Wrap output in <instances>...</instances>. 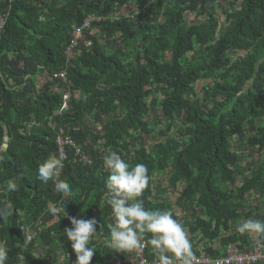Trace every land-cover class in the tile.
I'll return each instance as SVG.
<instances>
[{
  "label": "trees",
  "instance_id": "16d2710c",
  "mask_svg": "<svg viewBox=\"0 0 264 264\" xmlns=\"http://www.w3.org/2000/svg\"><path fill=\"white\" fill-rule=\"evenodd\" d=\"M65 92L69 108L60 113ZM60 134L80 152L68 145L61 158ZM109 150L147 166L145 208L170 210L194 254L218 257L220 245L248 244L238 225L264 221L260 203L253 206L264 200V0H0L6 264H73L64 234L70 217L98 221L90 264L137 262L136 251L103 244L113 222L104 185ZM50 155L62 160L68 197L37 178ZM13 178L18 191L9 193ZM144 254L156 257L150 245Z\"/></svg>",
  "mask_w": 264,
  "mask_h": 264
},
{
  "label": "clouds",
  "instance_id": "9594fccd",
  "mask_svg": "<svg viewBox=\"0 0 264 264\" xmlns=\"http://www.w3.org/2000/svg\"><path fill=\"white\" fill-rule=\"evenodd\" d=\"M61 167L62 160L50 155L39 164L37 178L45 184L52 181L54 189L68 197L72 188L59 178ZM103 167L108 174L104 181L105 202L111 209L113 221L107 225L109 234L103 239L104 246L119 253L139 251L147 244L157 257V264H192L193 245L184 225L170 210L145 208L142 197L150 180L147 166L142 163L130 165L119 153L109 150L103 156ZM5 187L9 193L18 191L14 178L7 180ZM70 220L72 227L65 228L64 234L76 256L73 264H90L97 249L94 242L99 235L98 221L94 217H70ZM237 231L264 237V221L243 220ZM7 259L8 250L0 242V264H6Z\"/></svg>",
  "mask_w": 264,
  "mask_h": 264
},
{
  "label": "built area",
  "instance_id": "2783aa9c",
  "mask_svg": "<svg viewBox=\"0 0 264 264\" xmlns=\"http://www.w3.org/2000/svg\"><path fill=\"white\" fill-rule=\"evenodd\" d=\"M94 20V18H88L84 24V26L89 27L92 23V21ZM77 45H78V40L76 37H74L72 39V41L70 42V44L66 47L65 49V53L67 54L68 58H71L74 53L76 52L77 49ZM60 78L62 79H66L67 78V74L66 72L62 71L60 72ZM71 97V95L68 92H65L63 95V102L62 105L60 106L59 112H63L65 110H67L69 108V98ZM61 133H63L61 131ZM57 143L59 146V149L61 151L60 157L61 158H66L67 155L65 153V148L68 145H72L74 147H76V152L77 154L80 152V148L76 146V144L74 143V140L72 138H64L62 134H60L57 137ZM147 247V244L145 245V247L142 250L136 251L137 253V262L135 264H157V257H154L153 260H149V258L144 254L145 252V248ZM201 254V252L199 254H194V258L192 261V264H215L216 259L220 258V256H211L213 257L212 260H209L207 258L206 261H203L202 259L200 260L197 256H199ZM264 255V243L261 242L258 244V256H252L251 254H246V250H238L237 249V253L234 256V258L230 261L228 260V258H223L221 264H252L255 261H264V257L260 256ZM204 255V254H203ZM206 257V255H204ZM210 256V255H209ZM223 257V256H222ZM219 264V262H218Z\"/></svg>",
  "mask_w": 264,
  "mask_h": 264
},
{
  "label": "rangeland",
  "instance_id": "374dc122",
  "mask_svg": "<svg viewBox=\"0 0 264 264\" xmlns=\"http://www.w3.org/2000/svg\"><path fill=\"white\" fill-rule=\"evenodd\" d=\"M225 7L229 8L228 5H226V2L225 1H222V5L217 10L218 14L219 15H222L221 22H224L226 20L225 19L226 15L223 14V10L225 9ZM189 18L191 20L194 19L195 18L194 14H191L189 16ZM39 80H40V82L42 84L43 81H41L42 78L40 76H39ZM41 84H39V86ZM205 84H206V82H199L198 87H197V90H202V88H203V86ZM159 113L161 114L160 111H159ZM249 154H250V156H249L248 159L249 160H252L253 159L252 157L254 156V154H253V156H252V152H249ZM253 199H255V197L253 195H250L249 196V200H253ZM259 203H260V201L253 202V206L259 205ZM222 230L223 229L221 228V231ZM233 230H235V227L233 228ZM233 230H229L228 232H225L224 234H222L221 237H225V236H228V235L229 236L232 235L233 234ZM248 235H249L248 244H245V243L242 244L240 242H234V241L228 242L225 246H222V245L219 244L221 246V249H223L224 251L220 252L221 253V254H219L220 255V258L214 260L215 261V264H218V262H219V264H221L223 258H228V260L231 261L234 258V256L236 255L237 249L238 250H241V248L244 251L246 250V254L248 253V254H251L252 256H258V244L261 243V242L264 243V240L261 239V237H257L256 234H248ZM213 247H215V248L218 247L217 242L215 244H213ZM194 249H195V245H194ZM203 254L206 255V257ZM259 255L262 256V257H264V255H261V254H259ZM197 257L200 260L202 259L203 261H206L207 258L209 260H212L213 259V257H211V256H209L207 254V251L206 250H202L201 251V254L199 256H197ZM262 263H264V261H259L258 260V261H255L252 264H262Z\"/></svg>",
  "mask_w": 264,
  "mask_h": 264
},
{
  "label": "crops",
  "instance_id": "0c3cea01",
  "mask_svg": "<svg viewBox=\"0 0 264 264\" xmlns=\"http://www.w3.org/2000/svg\"><path fill=\"white\" fill-rule=\"evenodd\" d=\"M40 77L43 78L42 76H40ZM257 201H260V206L262 208V210H260V212L264 213V200L258 199ZM60 262L56 263V264H60ZM262 264H264V263H262Z\"/></svg>",
  "mask_w": 264,
  "mask_h": 264
}]
</instances>
